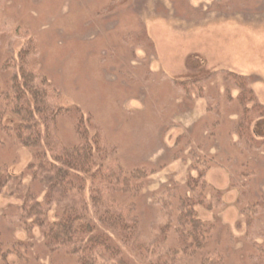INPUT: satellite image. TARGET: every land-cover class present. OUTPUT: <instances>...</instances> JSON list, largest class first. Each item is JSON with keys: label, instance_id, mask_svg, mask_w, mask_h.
Listing matches in <instances>:
<instances>
[{"label": "rangeland", "instance_id": "374dc122", "mask_svg": "<svg viewBox=\"0 0 264 264\" xmlns=\"http://www.w3.org/2000/svg\"><path fill=\"white\" fill-rule=\"evenodd\" d=\"M17 27L34 35L36 66L61 90L69 114L90 116L126 169L148 164L142 187L147 204L140 207L147 210L144 228L162 216L150 201L165 196L161 190L169 185L184 190L187 183L188 163L169 160L171 153L197 150L200 141L205 150L223 153L217 132L208 147L207 127L219 119L216 128L227 132L233 124L230 118L222 121L223 112L210 110L212 98L182 99L177 82L230 71L245 77L264 104V0H0V30ZM24 40L21 34L0 33V89L10 75L2 63L17 56ZM214 82L208 78L204 90L210 93ZM66 118L58 119V132L68 146L75 135ZM257 129L264 134V118ZM3 147L4 160L15 158L10 171L20 175L30 152ZM258 154L263 158L249 161L255 175L243 188L232 186L243 179L236 160L218 161L205 172L209 199L199 216L213 225L209 247L222 251L226 264H264V154ZM17 201L0 195L6 249L2 254L0 245V264H49L37 231L28 235L12 219L3 221V209ZM9 241H23L25 247L12 254Z\"/></svg>", "mask_w": 264, "mask_h": 264}, {"label": "trees", "instance_id": "16d2710c", "mask_svg": "<svg viewBox=\"0 0 264 264\" xmlns=\"http://www.w3.org/2000/svg\"><path fill=\"white\" fill-rule=\"evenodd\" d=\"M9 32L25 40L17 56L2 63L10 75L0 89V148L5 144L23 148L31 158L15 175L10 171L15 158L4 160L0 154V195L18 199L3 209V221L12 219L10 223L28 235L37 231L49 264H226L223 252L209 247L213 225L199 216V210L209 199L204 184L209 166L236 160L243 179L232 186L243 188L255 175L249 161L255 163L256 155L263 158L258 153L264 154L259 152L264 151V134L257 127L264 118V104L245 77L213 71L177 82L182 99L212 98L210 110L223 112L222 121L230 118L233 124L229 131H220L216 118L207 127L208 147L217 132L216 139L221 135L223 140L215 142L224 147L223 153L205 150L201 141L197 150L171 153L169 160L179 157L188 163L187 183L184 190L169 185L161 190L165 196L150 201L162 216L144 228L142 213L147 210L140 207L146 201L142 187L148 164L126 169L102 128L90 116H71L62 105L61 90L36 66L34 35L19 27ZM211 77L215 85L208 93L202 84ZM219 81L224 84L217 85ZM60 117H68L72 126L75 141L71 145H65L59 135ZM9 242L14 246L12 254L25 247L23 241ZM0 245L3 254L4 242Z\"/></svg>", "mask_w": 264, "mask_h": 264}]
</instances>
